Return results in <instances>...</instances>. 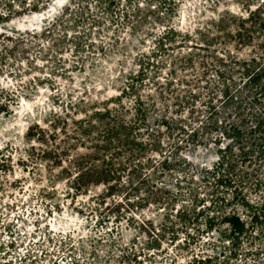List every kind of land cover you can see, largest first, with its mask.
<instances>
[{"label":"trees","instance_id":"trees-1","mask_svg":"<svg viewBox=\"0 0 264 264\" xmlns=\"http://www.w3.org/2000/svg\"><path fill=\"white\" fill-rule=\"evenodd\" d=\"M90 1L113 25L159 33L151 51L136 55L137 71L112 102L117 108L78 123L81 139H71L82 140L83 152L57 141L55 131L50 136L39 128L34 138L30 128L27 139L38 147L31 146L28 155L35 165L46 166L45 195L56 197L57 185L65 184L77 214L95 217L107 241L117 245L110 248L117 264H181L169 250L202 242L213 255L195 253L188 264L238 258L248 245L246 252L259 255L264 249V0H203L214 15L191 32L172 23L179 0ZM52 2L0 0V28L42 13ZM70 9L55 20L59 26ZM33 40L45 38L28 31L0 33V79L42 61L28 48ZM166 56L172 79L177 69L191 70L206 83L213 73L219 88L191 87L183 80L191 89L175 91L170 78L157 82ZM149 82L153 94L144 96ZM18 98L0 83V116H9ZM126 100L132 104L126 106ZM206 142L217 146V160L197 174L181 156V146ZM122 228L132 238L124 241Z\"/></svg>","mask_w":264,"mask_h":264},{"label":"rangeland","instance_id":"rangeland-1","mask_svg":"<svg viewBox=\"0 0 264 264\" xmlns=\"http://www.w3.org/2000/svg\"><path fill=\"white\" fill-rule=\"evenodd\" d=\"M71 2L53 0L46 11L17 18L0 28V33L28 31L45 38L33 40L28 46L33 49L32 56L37 55L42 61H32L30 69L20 67V73L13 78L8 75L0 79V83L19 95L13 112L0 116V163L3 164L0 166V264H117L116 254L110 252L117 245L107 241L105 228L96 224L95 217L77 214L74 202L65 196V184L57 185L56 197L45 195L46 166L32 163L28 154L32 153L31 146L37 148L38 144L29 143L27 135L30 128L34 138L39 136V128L47 130L50 136L55 131L57 141H68L78 148L82 140L71 139H81L76 129L78 123L98 120L96 113L117 108L112 102L122 92L126 78L137 71L136 55L153 49V38L159 31L152 35L133 33L108 22L104 11L90 0H75L69 5ZM67 6L71 8V16L59 22V26L55 20ZM223 9L221 5L218 11ZM213 13L203 0H179L178 16L172 23L183 32H191L210 20ZM48 30L51 35L46 37ZM170 58L162 57L166 67L157 82L165 84V79L170 78L175 91L194 86L219 88L213 73L206 83L197 80L191 70L177 69L172 79L168 74L172 68ZM197 72L199 76L202 71ZM183 80H188L191 87L182 83ZM149 88H154L152 82L141 91L144 96L153 94ZM131 104L126 100V106ZM181 148V156L193 165L197 174L217 160V146L209 142L199 147L182 143ZM78 151L84 150L79 147ZM196 181L202 184L200 179ZM121 233L124 241L132 238L127 229L122 228ZM248 248L249 245L245 246L238 258L220 256L212 264L264 262V249L256 255L246 252ZM171 249L170 253L181 264H188L195 253L213 255L209 244L203 242Z\"/></svg>","mask_w":264,"mask_h":264}]
</instances>
